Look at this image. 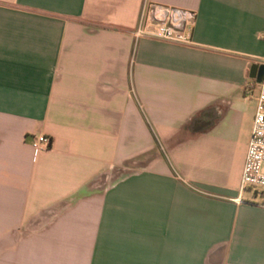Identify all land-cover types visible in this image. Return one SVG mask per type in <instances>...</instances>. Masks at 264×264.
Wrapping results in <instances>:
<instances>
[{
  "label": "crops",
  "instance_id": "1",
  "mask_svg": "<svg viewBox=\"0 0 264 264\" xmlns=\"http://www.w3.org/2000/svg\"><path fill=\"white\" fill-rule=\"evenodd\" d=\"M144 1L0 0V264H264V0H150L191 44L136 40Z\"/></svg>",
  "mask_w": 264,
  "mask_h": 264
},
{
  "label": "built area",
  "instance_id": "2",
  "mask_svg": "<svg viewBox=\"0 0 264 264\" xmlns=\"http://www.w3.org/2000/svg\"><path fill=\"white\" fill-rule=\"evenodd\" d=\"M196 17L195 10L145 0L133 33L136 40L152 37L191 44ZM261 37L264 39V33ZM261 63L264 64V58ZM258 86V101L241 176V190L264 188V76ZM29 136L31 146L38 152H46L53 146V138L48 134L32 133Z\"/></svg>",
  "mask_w": 264,
  "mask_h": 264
},
{
  "label": "water",
  "instance_id": "3",
  "mask_svg": "<svg viewBox=\"0 0 264 264\" xmlns=\"http://www.w3.org/2000/svg\"><path fill=\"white\" fill-rule=\"evenodd\" d=\"M251 77L255 78L258 82H261L264 76V64H255L251 68Z\"/></svg>",
  "mask_w": 264,
  "mask_h": 264
},
{
  "label": "rangeland",
  "instance_id": "4",
  "mask_svg": "<svg viewBox=\"0 0 264 264\" xmlns=\"http://www.w3.org/2000/svg\"><path fill=\"white\" fill-rule=\"evenodd\" d=\"M252 103H253V102H250L249 105H252ZM248 189H249V190H252L253 194L255 193V190H256L257 192H259V193H260V192H264V188H258V189H255V188H252V187H248ZM258 198L261 199L260 196H258Z\"/></svg>",
  "mask_w": 264,
  "mask_h": 264
}]
</instances>
